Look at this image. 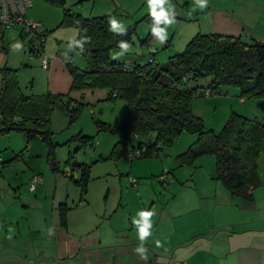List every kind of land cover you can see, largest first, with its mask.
Returning <instances> with one entry per match:
<instances>
[{"label": "rangeland", "instance_id": "1", "mask_svg": "<svg viewBox=\"0 0 264 264\" xmlns=\"http://www.w3.org/2000/svg\"><path fill=\"white\" fill-rule=\"evenodd\" d=\"M75 1L64 0V3L83 17L109 15V19L115 18L120 30L113 32L132 30L131 39L127 42L129 46L116 47L110 52V60L116 63H131L124 58L125 53L140 56L142 45L144 49L151 48L150 53H154L157 63H166L169 57L182 52L186 43L200 32L195 15L187 14V19H181V16L172 14L173 6H183L186 0H166L164 4L169 19L173 21L168 25L162 22L160 27L164 30L162 35H167V46L161 44L159 36L142 43L149 30L147 0H114L116 7L111 0H97L95 5L93 0ZM190 1L192 12L200 9L198 0ZM224 3L228 4L225 0ZM27 10H37L45 20L46 24L40 27L47 30L44 52L50 57L64 55L76 68H84L83 55L71 47L78 30L60 24L62 8L46 0H31ZM14 27L20 28L19 25L7 28ZM16 42L22 46L12 47ZM2 43L5 46L10 43L12 51L10 62L5 56L1 66L7 64L20 68L17 80L23 93L39 95L51 91L42 90L45 89V76L51 70H42L40 57L30 53L29 36L20 37L14 31L12 34L6 32L2 39L0 32V50ZM66 72L69 73L68 70L57 72L60 80L65 78ZM69 76V86L62 94L82 101L84 105L73 121L60 108L52 111L50 143L38 134L29 138L18 131L0 134V158L8 162L0 165V263L11 264L16 257L35 264H86L83 250L103 251L132 238L140 246L138 226L133 220L142 221L141 212L149 211L153 213L149 218L151 234L143 244L153 248L151 264H221L224 259L220 257L226 252V247L218 244L215 238L208 241L192 239L186 246L181 242L197 232H203L205 237L213 232L220 236L221 233L216 231L221 221H236L245 217L248 211L230 202V196L219 197L217 190L215 199L205 196L207 198L201 199L198 209L185 218L193 221L194 226V223H184L181 215L175 214L184 200L192 196L197 197L194 200H200L197 196L200 188H197L198 191L194 188L196 182L201 188L205 187V179L218 182V186L223 187L219 180L213 178V155H202L191 162H185L180 157L195 144L198 135L181 132L171 143L162 144L158 155L130 160L126 151L131 147L145 148L154 141L155 135L149 133L139 138L130 134L126 139L122 131L102 128L119 125L126 115L127 103L123 99H108V89L104 86L71 87V74ZM209 80L205 77L187 83L188 86L198 87L192 99V112L203 121L206 129L218 133L232 112L264 122V97H242L239 88L232 85H221V93L210 97L199 95V88L207 86ZM78 134L89 136L92 144L84 146L76 139ZM119 141H126V147L111 155ZM258 159L264 171V136ZM78 164L88 166L85 193L69 177L71 173L74 178H80L83 167ZM35 175L40 179L31 191L29 185ZM202 190L211 192L209 189ZM201 191L199 194L204 195ZM60 207L65 210V226L60 224ZM207 225L209 227L205 229ZM20 238L22 242L18 241ZM4 239L8 243L3 242ZM157 241L160 247L156 246ZM122 259L119 261L123 264H134L132 261L128 263L126 258Z\"/></svg>", "mask_w": 264, "mask_h": 264}, {"label": "trees", "instance_id": "2", "mask_svg": "<svg viewBox=\"0 0 264 264\" xmlns=\"http://www.w3.org/2000/svg\"><path fill=\"white\" fill-rule=\"evenodd\" d=\"M62 8L61 25L73 26L78 36L71 42L85 59L84 68H76L65 60L72 77L71 87L80 89L104 86L108 99H123L127 112L117 126L105 127L110 131H122L126 139L134 132L142 138L149 133L154 141L145 146L141 157L156 156L162 144L171 143L181 132L198 135L194 145L180 157L185 162L211 154L215 158V175L231 196L247 200L253 198V190L259 185L257 161L264 136V122L231 113L218 133L206 129L203 121L192 112V99L197 93L189 81L210 78L203 90L213 89L221 93V85L237 86L242 97H264V39L245 38L242 35L197 33L185 45L182 52L169 57L163 64L154 59L143 62H112L110 52L120 47V42L131 39L132 30L119 33L110 31L109 15L83 17L65 7L64 0H46ZM83 0H78L81 2ZM148 43L158 25L150 13ZM45 39V32L41 31ZM31 53V52H30ZM33 54V53H32ZM185 76L189 78L183 81ZM84 102L65 97L62 93L46 91L39 95L24 94L17 80V69L4 64L0 67V134L10 131L24 133L27 138L38 134L50 143V118L55 108L67 113L70 121L79 114ZM76 139L84 146L92 144L91 138L78 134ZM126 147V141L117 142L111 155ZM2 165L8 162L1 161ZM83 167L79 179L69 173L82 193L86 192L88 166ZM60 224L65 226V210L60 207Z\"/></svg>", "mask_w": 264, "mask_h": 264}, {"label": "crops", "instance_id": "3", "mask_svg": "<svg viewBox=\"0 0 264 264\" xmlns=\"http://www.w3.org/2000/svg\"><path fill=\"white\" fill-rule=\"evenodd\" d=\"M93 1L95 5L97 0ZM111 1L113 2V4H115L116 7L115 1ZM225 1L228 2L227 5L224 3V0H208V6L205 9H197L192 12L190 10L191 1L186 0L183 6L177 5L179 8L173 6V12H175L177 16H181V19H187V14L195 15V20L199 22L198 29L200 30V33H219L239 36L242 35L246 30H248L249 37H253L255 39H264V0ZM65 7H68L71 9V11H73L72 6L65 5ZM26 17L34 21L40 22L42 26L46 24L45 20H43V18L39 16L37 10H27ZM14 31L18 32V35L20 37L27 36L26 34L21 32L20 28L16 29V27H14V29H8L7 27H5L0 29L1 38L3 39L6 32L12 34ZM41 31L45 32L47 30L46 28H41ZM156 37L157 36H154L152 40ZM154 43L155 41L152 42V45ZM163 45L167 46L168 41L163 43ZM1 47L2 50H0V66L3 63L5 56L8 57L7 62H10V55L12 51L10 43L6 46L2 43ZM150 50L151 48L144 49V45H142L140 56H138L136 53H125L124 58L127 61L140 62H143L150 58L154 59V53H150ZM65 60L66 57L64 55L62 56L59 54H55L54 56L50 57L49 67L45 70L51 71H49L48 74H46L45 76L46 83H43V88L45 89L42 90L49 89L51 90V92L63 93V91L68 88L70 83V74L66 72L67 74L65 73V78L61 80L57 75L58 71L64 73L67 70V68H65ZM19 69L20 68L18 67L17 70L19 71ZM62 76H64V74H62ZM40 80L41 79L39 77L38 82L41 84L42 88V81ZM24 94L27 95V93ZM257 170L259 176V185L253 190V198L251 200H247L241 197L234 198L237 196H231L230 193L225 188H223L224 186L222 188L218 186V182L213 183L205 179L203 180L205 187L202 188L196 182V184H194V188L196 189V191H198L197 188H200L199 191H201V189H209L211 190V192L209 191L205 193L206 191L202 190L201 193L205 194L201 195L198 191L197 196L200 197V200L196 201L194 199H197V197L192 196L191 198H188L187 200L181 202V206L178 207L175 214L181 215V219L185 220L184 223L189 225L193 224V221L186 220L185 218L189 216L192 211H196L198 209L197 206H200L202 202L201 199L207 198L205 196H211L213 199H215L217 197V190L219 197L228 198L230 196V202H235L239 208L243 209L244 211H248V214L245 215V217L243 218L239 217L236 221H221L218 225L219 230L216 231V233H221L220 236L215 234V232H213L212 235L209 237H205V234L203 232L191 233L189 236L185 237V240L181 242V245H188L187 243L190 242L192 239L208 241L209 239L215 238L218 244H223L226 247V249H224L226 250V252L222 254V257H220L224 259L221 264H264V212H262V208H264V197L261 194V189H264V171H262L260 168L259 159L257 161ZM262 202L263 205H261ZM194 225L195 223L192 226ZM208 227V225L207 227L205 226V229H207ZM13 236L14 238L17 237V235ZM18 241L22 242L23 240L20 238ZM3 242L8 243L7 239H4ZM137 247H139L137 240L132 238V240L128 241L127 239L125 241H122V243H118L116 245H113L112 247H108L103 251H93L92 248H89L83 250V252L86 256V264H123L122 261H119L122 258H126L128 260V263L129 261H132V263L134 264H151V255L152 252L154 253V251L152 250L153 248H147L144 246L147 249V260H143L141 259L139 253L135 251ZM91 253L92 255H90ZM11 264L35 263H31L29 261L13 257ZM40 264L59 263L52 262Z\"/></svg>", "mask_w": 264, "mask_h": 264}, {"label": "built area", "instance_id": "4", "mask_svg": "<svg viewBox=\"0 0 264 264\" xmlns=\"http://www.w3.org/2000/svg\"><path fill=\"white\" fill-rule=\"evenodd\" d=\"M31 6V0H0V27L19 25L21 32L29 36V51L40 57V66L47 69L50 64V57L44 52L45 39L41 34V23L26 17L27 8ZM40 28V29H39ZM151 60V58H150ZM189 76H185L183 81ZM219 94L210 88L203 90V96H213ZM132 135H136L134 132ZM145 148L131 147L126 151L127 157L132 160L140 157ZM2 159L0 158V165ZM40 177L33 176L29 185L31 191L37 186Z\"/></svg>", "mask_w": 264, "mask_h": 264}, {"label": "clouds", "instance_id": "5", "mask_svg": "<svg viewBox=\"0 0 264 264\" xmlns=\"http://www.w3.org/2000/svg\"><path fill=\"white\" fill-rule=\"evenodd\" d=\"M165 2H166V0H147L150 15L152 18H154V21L157 25L160 22H163L166 25L173 23V21H171L169 19L168 12L164 8ZM198 2L200 4L201 10L205 9L208 6V0H198ZM109 29H110V31L120 30V24L118 23V21L115 18L109 19ZM163 32H164L163 29H160L158 27L153 28V33L156 36L160 37L162 44L165 43L166 39H167L166 34L162 35ZM21 46L22 45L19 42H16L15 44L12 45V47H15V48H20ZM120 46L122 48H127L129 45H128V43L120 42ZM113 58L115 59V57H113ZM152 215H153L152 212L142 211L141 212L142 221L141 220H135V219L133 220V223L138 226V238L141 241L140 246L137 247L135 249V251L137 253H139L141 259H143V260H147V255H146L147 249L144 247L143 242L151 234L149 231V229H151V224L149 222V218ZM9 238H11V237L9 236ZM156 246L157 247L161 246L159 241L156 242Z\"/></svg>", "mask_w": 264, "mask_h": 264}, {"label": "water", "instance_id": "6", "mask_svg": "<svg viewBox=\"0 0 264 264\" xmlns=\"http://www.w3.org/2000/svg\"><path fill=\"white\" fill-rule=\"evenodd\" d=\"M172 13H173V15H176L175 12H172ZM179 15H180V14H179ZM242 36L245 37V38H248V37H249V31L246 30V31L242 34ZM52 164H55V162L52 161Z\"/></svg>", "mask_w": 264, "mask_h": 264}]
</instances>
